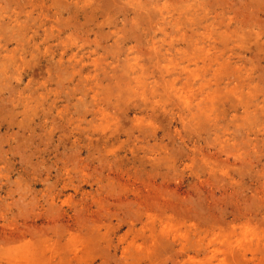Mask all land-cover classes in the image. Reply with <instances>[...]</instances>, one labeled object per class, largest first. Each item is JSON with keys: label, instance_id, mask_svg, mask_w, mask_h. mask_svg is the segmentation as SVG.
<instances>
[{"label": "rangeland", "instance_id": "obj_1", "mask_svg": "<svg viewBox=\"0 0 264 264\" xmlns=\"http://www.w3.org/2000/svg\"><path fill=\"white\" fill-rule=\"evenodd\" d=\"M103 1H0V264H264V0Z\"/></svg>", "mask_w": 264, "mask_h": 264}, {"label": "bare ground", "instance_id": "obj_2", "mask_svg": "<svg viewBox=\"0 0 264 264\" xmlns=\"http://www.w3.org/2000/svg\"><path fill=\"white\" fill-rule=\"evenodd\" d=\"M1 1V0H0ZM57 1V0H56ZM97 0H95V2H96ZM103 1V0H102ZM115 1V0H114ZM145 1V0H144ZM147 1V0H146ZM7 2H8V0H7ZM32 2H34V1H32ZM104 3H105V1H103ZM124 2H125V0H124ZM142 2V1H141ZM148 2V1H147ZM151 2V1H150ZM35 3H36V1H35ZM34 3V4H35ZM91 3V2H90ZM102 3L103 4V6L105 5L106 7H107V4L105 3ZM126 3H127V1H126ZM1 4V3H0ZM3 4V3H2ZM5 4V3H4ZM33 4V5H34ZM76 4V3H75ZM93 4H96V3H93ZM102 4L100 3L99 5H101L102 6ZM111 4V3H110ZM144 4H146V3H144ZM165 4H167V3H165ZM10 5H11V3H10ZM5 6H6V4H5ZM97 6H98V4H97ZM100 6V7H101ZM137 7H139L138 5H136ZM149 6V5H148ZM2 7H4V5L2 6ZM2 7L0 6V15L3 13V11L4 10H6V8L7 7H5L4 8V10L2 9ZM9 7V6H8ZM11 7H12V5H11ZM10 7V8H11ZM42 7V6H41ZM105 7V8H106ZM141 7V6H140ZM146 8V7H145ZM13 8H11V10H12ZM108 9V8H107ZM8 10V9H7ZM26 10V9H25ZM106 10V9H105ZM110 10V9H109ZM108 10V11H109ZM23 11V10H22ZM43 11V10H42ZM42 11H40V12H42ZM46 11H48V10H46ZM45 11V12H46ZM55 11H57V10H55ZM104 11V10H103ZM111 11V10H110ZM151 11V10H150ZM40 13V14H42V15H45V14H47V12L46 13ZM5 13V12H4ZM4 13H3V15H4ZM12 13V12H11ZM10 13V14H11ZM102 13V12H101ZM104 13V12H103ZM102 13V14H103ZM109 14H110V12H108ZM112 13V12H111ZM150 13L151 12H149V16H150ZM9 14V12H8V15H10ZM20 14H21V12H20ZM20 14L18 15H14V14H11L10 15V18L11 17H13V16H15V18H11L10 19V22H9V24L8 25H10L11 27H9V33L7 32V34H6V32H5V34H6V36H5V38H9V37H7V35L9 34V35H12L13 37L15 36H19V38H20V36H22L23 34H25V33H22V35H21V32H22V28H23V25L25 24L26 25V19L25 20H21V16H20ZM49 14V13H48ZM53 14H55V12L53 13ZM108 14V15H109ZM113 14V13H112ZM112 14H110V15H112ZM105 15V14H104ZM6 16H7V14H6ZM30 16V15H29ZM37 16V15H36ZM39 16V15H38ZM46 16V15H45ZM107 16V15H106ZM148 16V15H147ZM148 16V17H149ZM9 17V16H8ZM31 17V16H30ZM47 17L49 18V15H47ZM53 17V16H52ZM105 17V16H104ZM34 18V17H33ZM40 18V17H39ZM2 19V18H1ZM46 19V18H45ZM162 19L163 20H165L164 22L166 23V21L167 22H175V23H177V24H179L180 23V21H181V19L182 18H177V16H176V14L175 13H171V8L170 9H168L166 12H164L163 13V15H162ZM59 20H60V18H59ZM59 20H57V21H59ZM28 22H29V20H27ZM2 23V25L4 24V18H3V20L1 21ZM52 22V21H51ZM42 23H44V22H42ZM41 23V24H42ZM59 23V22H58ZM5 25V24H4ZM7 25V26H8ZM46 25V24H45ZM51 25H54L53 24V22H52V24ZM56 25V24H55ZM27 26H28V24H27ZM52 27V31L54 30L53 29V26H51ZM26 28V27H25ZM29 28V27H28ZM43 28V27H42ZM42 28H40V29H42ZM44 28H47V26H45ZM59 28H61L60 26H59ZM58 28V29H59ZM5 29V28H4ZM48 29V28H47ZM57 29V31H59V32H61L62 31V29H60V30H58ZM7 30V29H6ZM5 30V31H6ZM11 30H12V32H11ZM26 30H27V28H26ZM50 30V31H51ZM26 32V31H25ZM41 32H42V30H41ZM50 34H52V32H50ZM50 34L48 33V34H45V35H49L50 36ZM3 35V34H2ZM52 35H54V34H52ZM3 37H4V35H3ZM23 37H24V35H23ZM12 38V37H11ZM10 38V39H11ZM122 38V36H120V40H122L121 39ZM9 39V40H10ZM24 39V38H23ZM117 39H118V37H117ZM5 40V39H4ZM19 40H22V37L19 39ZM2 41V40H1ZM7 41V40H6ZM8 42V41H7ZM19 42V41H18ZM23 41H21V43H22ZM120 42V41H119ZM118 42V43H119ZM155 43V42H154ZM18 44V43H17ZM18 47H19V45H18ZM18 47L16 46V47H13L12 49H9V48H7L6 49V52L4 51H1L0 53H3V54H1L0 55V68L1 69H3V71L5 72V73H8L9 71H11V67H10V64H16V65H18V62L20 61V63H25L26 61H25V59L27 58V55H24V57H21L22 59H18V58H16V55H17V50H18ZM22 47V46H21ZM133 46L131 45V47L130 48H132ZM154 48H156L157 49V46H154ZM75 54V53H74ZM22 55V54H21ZM20 55V56H21ZM34 55V54H33ZM130 55V54H129ZM129 55H127V59H126V61L128 62V68L130 67V70L128 69L127 70V73H130L131 71V75H133V77L136 79V82H140V80H142V75H144V73L146 72V71H148L147 69H146V66H145V64L144 63H142L140 60H138V57L137 56H134V57H130ZM25 58V59H24ZM33 59V58H32ZM28 61V60H27ZM161 62V59L160 60H158L157 62H155V64H161L160 63ZM30 63V62H29ZM29 63L27 62V64H28V66H29ZM26 64V65H27ZM15 65V66H16ZM25 65V64H24ZM159 66V65H158ZM161 66V65H160ZM159 66V67H160ZM20 67H22V64H20V66H19V68ZM165 67H167V66H163V68H165ZM13 68V67H12ZM19 68H18V70H19ZM24 69L26 68V66L25 67H23ZM167 68H169V67H167ZM14 69V68H13ZM12 69V70H13ZM168 70V69H167ZM1 71L2 70H0V76H1ZM22 71H24V70H22ZM15 71H13V73H14ZM141 72H142V75H141ZM18 73V72H17ZM129 74V75H130ZM15 75V74H14ZM13 75V76H14ZM131 75H130V77H131ZM5 76V75H4ZM16 76V75H15ZM124 76V75H123ZM3 77V76H2ZM135 79H133L134 81H135ZM162 79H163V77H162Z\"/></svg>", "mask_w": 264, "mask_h": 264}]
</instances>
